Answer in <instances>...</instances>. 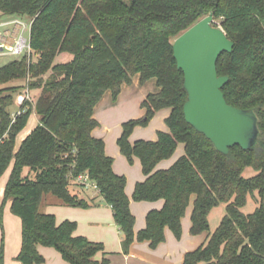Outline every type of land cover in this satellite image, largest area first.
I'll return each instance as SVG.
<instances>
[{
    "label": "trees",
    "instance_id": "trees-1",
    "mask_svg": "<svg viewBox=\"0 0 264 264\" xmlns=\"http://www.w3.org/2000/svg\"><path fill=\"white\" fill-rule=\"evenodd\" d=\"M210 12L233 42L217 62L218 75L228 77L224 97L258 118V142L250 149L234 145L223 153L185 119L188 93L173 39ZM0 13L31 19L29 55L0 65V177L12 163L1 213L10 200L11 212L22 222L16 264H43L40 245L54 248L70 264H109L95 258L102 243L75 235V221L58 223L54 214L39 210L46 194L68 206L95 205L70 188V176L83 172L111 206L124 253L135 240L156 248L165 241L166 227L179 239L194 196L190 232L208 235L185 254L183 264H264V0H0ZM136 74L142 82L155 78L160 90L143 100V118L123 123L117 143L129 162L140 159L146 175L132 199L164 200L161 209L148 212L137 234L127 178L113 171L104 140L92 135L99 125L94 108L103 94L111 91L117 98ZM27 88L32 101L12 115L15 95ZM163 108H171L165 119L169 131L131 143L134 127L146 125ZM32 113L39 123L16 149ZM179 143L184 154L169 168L156 169ZM249 167L256 173L245 176ZM249 197L257 206L246 213ZM221 203L226 212L210 232L209 215Z\"/></svg>",
    "mask_w": 264,
    "mask_h": 264
},
{
    "label": "crops",
    "instance_id": "crops-1",
    "mask_svg": "<svg viewBox=\"0 0 264 264\" xmlns=\"http://www.w3.org/2000/svg\"><path fill=\"white\" fill-rule=\"evenodd\" d=\"M15 21H22L26 23L23 17L4 15L0 13V29L6 28L4 30L3 36L4 41L0 40V44H4L5 46L13 45L17 36L21 33H24L21 25ZM9 26H11V30L9 29ZM3 50L4 53L0 54V57L10 55L6 52V48H4ZM139 77V74H136L134 76L132 86H129L128 84H124L122 86V91L119 94L118 99L123 93H125V91H131L133 89V86L141 92V98H145L147 96L146 94L149 92L156 93L160 90V87L157 85V81L155 78H151V80L149 81V90H143L142 87L138 86ZM111 99L112 93L111 91H107L103 95L102 99L99 100V102L96 104L94 108V118L99 122V125L92 131V135L104 140L105 153L106 155L113 158V171L118 175H125L127 178L125 192L131 199L130 209L135 216L134 232L135 234H137L146 226V216L148 212L155 209H161L164 204V200L161 199L156 201H135L132 199L136 183L143 181L146 178V175L143 173L142 164L138 157H134V162L132 165H130L127 161L126 156L123 155L120 151L117 140L122 133L123 123L121 118L119 117L120 115L118 116L115 111H110V109L106 111V105L111 104ZM103 101L104 103L102 104ZM165 110L167 111L158 112V114H160L161 116L160 120H163V122L171 113V108H167ZM142 112L144 111H141V113ZM38 123L39 117L36 114V124L32 125L31 127L26 126L22 130L23 132L21 131L18 134L16 140V149H18L21 141L32 131L34 126ZM166 125L162 123L158 128H155V130L157 131V133L160 130L169 131V128ZM142 132L144 133V131ZM134 135L132 137H129L131 143L139 140V137H135ZM156 135L158 137V134L153 131V135H151L150 139L148 138V140H156ZM179 144V154L176 157H173V154L172 157L160 161L156 169L169 168L181 155L184 154L185 146L183 143ZM10 166L12 169V163ZM26 172L29 173V169H26ZM25 175L27 174L25 173ZM5 185L0 184V199L4 196ZM75 187H77L76 190H73L75 193H77L81 198H84L87 201H91L93 199L95 205L88 208L66 205L68 207L60 208V212H54L52 211L53 209H59L56 208V204H58L59 201L52 199L55 196L51 194L44 195L41 203L43 204L46 196H53L52 198L46 200L45 207L47 213L56 215L58 223L67 219L76 221L77 228L75 230V235L85 236L91 241L102 243L104 246V250L98 252L95 255V258L98 260L107 258L109 260V264H183L185 254L189 251L194 250L199 245L203 244L206 240V232L203 233V235L202 233L198 235H192L190 233L191 212L193 209L194 200L193 196L190 203L192 205V209L189 205V209L187 208L186 213L181 220L182 234L180 239L176 238L175 234L169 227H166L165 241L160 243L156 248H152L149 244V241L135 240L131 244L129 251L127 253H124L121 244V233L119 231V227L114 221L111 206L106 203L105 199L99 194V192L93 190H85L78 185H75ZM8 201V204L5 206L4 220L6 219V217H11L12 220L17 221L15 217L11 216L9 213H6L7 210L11 212V209H9L11 202L10 200ZM59 215L61 218L58 217ZM14 240L16 244L15 248H13L15 254L12 256V262L9 263L5 257L3 264L17 263L15 258L18 255L21 246H19V239L17 236L14 238ZM38 251L45 257V261L43 264H70L63 259L62 255L57 250L52 247L40 245L38 246Z\"/></svg>",
    "mask_w": 264,
    "mask_h": 264
},
{
    "label": "water",
    "instance_id": "water-1",
    "mask_svg": "<svg viewBox=\"0 0 264 264\" xmlns=\"http://www.w3.org/2000/svg\"><path fill=\"white\" fill-rule=\"evenodd\" d=\"M232 48L233 42L215 23L213 12L173 41L174 57L184 73L188 93L183 108L185 119L223 153L234 145L250 149L259 137L255 112L228 104L222 91L228 77L218 75L217 62Z\"/></svg>",
    "mask_w": 264,
    "mask_h": 264
},
{
    "label": "rangeland",
    "instance_id": "rangeland-1",
    "mask_svg": "<svg viewBox=\"0 0 264 264\" xmlns=\"http://www.w3.org/2000/svg\"><path fill=\"white\" fill-rule=\"evenodd\" d=\"M24 19H25L27 24L28 23L30 24V22H31L30 18H24ZM217 24H219V22H217ZM5 29L6 28L0 29L2 36H4V30ZM9 29L11 30V26H9ZM23 35H24V37H26L29 40L30 39L29 29H26L24 31ZM174 40L175 39H173V41ZM25 54H27V53H25ZM28 55H29V53H28ZM20 57H21V55H11V54L9 56L0 57V65L3 63H6L7 61H9L11 59H17ZM150 80L151 79H148L145 82H142L140 77H139L138 86L142 87L143 90H149V88H150L149 81ZM128 85L129 86L133 85V79H132V82ZM0 87H1V85H0ZM121 91H122V88H121ZM121 91H120V93H121ZM150 93L151 92L147 93L146 95L148 96V94H150ZM140 94H141V92L133 86V89L131 91H129V90L125 91V93H123L119 97V99H118L119 95L115 99L112 96L111 104L106 105L107 106L106 111L108 109H110V111H115L118 116L120 115L119 117L121 118L122 123L127 122V121L132 120V119H141L145 116V112H146L145 109L142 107V102L147 96L145 95L146 96L145 98H141ZM17 95H15V97H14V103L9 107V111L12 112V115L15 114L17 112V110L19 109V106H18L17 101H16ZM102 97H101V99H102ZM103 103H104V101L102 102V104ZM165 109H167V108L160 109L159 111H167ZM141 111H144V112L141 113ZM159 111L156 112V114L149 120V122L146 125H136L134 127L130 137H132L135 134L134 136L139 137V139L144 138V140H148V138L150 139L151 135H153V131L157 134V131L155 130V128H158L162 123H164L166 125L165 121L163 122V120H160L161 116H160V114H158ZM34 124H36V114L32 113L28 119V123L26 126L31 127ZM139 129H141V130H139ZM122 130H123V124H122ZM142 131H144V133ZM157 138L158 137L156 135V139ZM179 147H180V144L177 147L173 157H176L179 154V152H180ZM127 161L129 162L128 159H127ZM133 162H134V158H133L132 162H129V164L132 165ZM10 172H11V166H9L8 169H6V171L4 172V174L0 177V184H4V185L6 184V182L8 181ZM25 173L28 174L26 172V170H25ZM255 173H256V171H254V169L251 167L247 168L244 171L245 176H252ZM30 175L32 176V174H30ZM75 185H76L75 183L71 182L70 188L72 191L76 190L77 187H75ZM52 197L53 196H51V195L45 197L43 204L41 203L42 206H40V209H39L40 212L47 213L45 203H46L47 199H50ZM52 199L59 201L58 204H56L57 207L55 206L56 208H59V209L58 210L53 209L52 211L60 212V208L68 207V206L64 205L58 198L54 197ZM2 202H3V197L0 199V237H1L0 238V241H1L0 247H1V245L3 246V261L6 257V260L10 263V262H12V258H13L12 256L15 254L13 251V248H15L16 243H15L14 238L16 236L19 239V241H18L19 246H21L22 224H21L20 218L18 216H16L15 214H13L12 212H10L9 210H7L6 213H9L11 216L15 217L17 219V221L12 220L11 217L10 218L6 217V219L4 220L5 206L8 204L9 201H7L5 203L4 207L2 208L3 212L1 213ZM256 206H257L256 200L252 197H249V202L243 208V211H245L246 213L252 212L256 208ZM190 207L192 209L191 204H190ZM9 209H11L10 206H9ZM225 212H226V204L225 203H221L219 206L213 208V210L211 211V213L209 215V223H210V230L209 231L210 232H213L218 227V225H219L222 217L224 216ZM55 217L57 220L56 215H55ZM58 217L61 218L60 215ZM203 233H205V232H203ZM203 233H202V235H203ZM206 233L208 235V231Z\"/></svg>",
    "mask_w": 264,
    "mask_h": 264
},
{
    "label": "built area",
    "instance_id": "built-area-1",
    "mask_svg": "<svg viewBox=\"0 0 264 264\" xmlns=\"http://www.w3.org/2000/svg\"><path fill=\"white\" fill-rule=\"evenodd\" d=\"M15 22L21 25L23 31H25L26 29L30 30L31 23L27 24L22 21H15ZM0 40L4 41V37L2 35H0ZM4 48H6V52L11 55H23L25 53L30 52V43H29V40L26 37H24V35L21 33L15 39V43L13 45L5 46L4 44H0V54L4 53V50H3ZM16 101L19 106V109L14 114V116L16 114L17 115L21 114L22 111H25L24 107L27 104V102L32 101L31 93L29 89L27 88L22 93L18 94L16 97ZM70 177H71V182L75 183L79 187L85 190H93V191L99 192V188L96 182L91 179V177L89 176L87 172H83L75 176L71 175Z\"/></svg>",
    "mask_w": 264,
    "mask_h": 264
}]
</instances>
